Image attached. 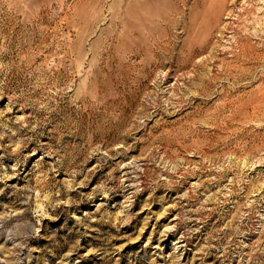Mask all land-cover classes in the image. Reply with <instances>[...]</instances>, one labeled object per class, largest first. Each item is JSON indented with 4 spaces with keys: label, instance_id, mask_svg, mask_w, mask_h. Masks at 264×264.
Wrapping results in <instances>:
<instances>
[{
    "label": "rangeland",
    "instance_id": "374dc122",
    "mask_svg": "<svg viewBox=\"0 0 264 264\" xmlns=\"http://www.w3.org/2000/svg\"><path fill=\"white\" fill-rule=\"evenodd\" d=\"M0 264H264V0H0Z\"/></svg>",
    "mask_w": 264,
    "mask_h": 264
},
{
    "label": "bare ground",
    "instance_id": "6f19581e",
    "mask_svg": "<svg viewBox=\"0 0 264 264\" xmlns=\"http://www.w3.org/2000/svg\"><path fill=\"white\" fill-rule=\"evenodd\" d=\"M218 2V1H217ZM217 11L219 12L221 10L220 4L216 6Z\"/></svg>",
    "mask_w": 264,
    "mask_h": 264
}]
</instances>
